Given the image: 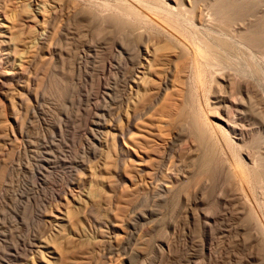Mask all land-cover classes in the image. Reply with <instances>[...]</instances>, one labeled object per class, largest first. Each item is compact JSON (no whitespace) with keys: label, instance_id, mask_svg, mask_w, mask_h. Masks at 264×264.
<instances>
[{"label":"bare ground","instance_id":"6f19581e","mask_svg":"<svg viewBox=\"0 0 264 264\" xmlns=\"http://www.w3.org/2000/svg\"><path fill=\"white\" fill-rule=\"evenodd\" d=\"M71 1L72 0H61V3H57L50 8V13L48 12V14L41 13V9H39L43 21L42 27L38 30L37 34L33 35L34 33L32 32L25 34L22 29L20 33L11 31L9 39H5L4 52L0 51V88L3 90H1L2 98L0 99V114L6 112V109L9 107L8 116L12 118L11 121L9 120V123H7L6 120L4 121V119H1L0 121L1 172L6 171L7 168L13 166V156L18 155L11 154L13 156L10 157L13 158H4V155L6 156L7 152L10 153L9 150H12L14 153H20L25 149L24 146L26 144L23 146L20 144V141L24 139L26 122L29 115H34L35 113H40L42 115L46 114L43 110V106L41 107L42 102L40 103L43 94L41 95L36 87L38 86V84H36V69L39 68L36 67V65L39 62L41 65V63H44L46 60H51L54 56H57L60 60H64L65 56L67 57V55H65V49L62 47L63 43L60 42V39L65 35L64 30H67L69 26L67 25V19L65 20L63 16H65L66 13L69 15L72 6ZM76 1L77 0H75V2ZM111 1L112 0H102V2H100L102 7L98 6L101 9L99 16L103 21L112 18L115 14L120 15L123 13L132 16L136 15V17L140 15L141 19V15L148 10L156 15L151 18L147 12V14L144 15H148L150 18L148 16V18L144 17V15L142 16L147 23L149 31L147 30V33L145 32L142 34L141 42L137 45L135 43L136 48H134V52H132V49L129 50L126 48L129 44H131L129 45L130 48L133 46V40L130 38L131 43L130 40H128L129 44L127 43V46L123 45L126 41H124L123 44L121 43L122 45L119 46L120 49L117 50V52L114 50L116 53L113 57H110L109 59L107 57L102 58V69L104 70L114 67V63L112 62H114L115 58L118 60V58H124V56L125 61L127 59V61L132 64L133 67L130 66L132 67V72L130 75L128 74L129 76L125 74L128 76L125 81L127 86L134 91L133 94V91L129 90L131 91L130 93L135 95L132 96L134 98L133 101L129 100L130 103L133 104V108H129V110H131L127 111L123 125L120 127L112 126L114 131L111 135V139L107 134H105L106 137H101L97 134V129H101L102 131V129L106 128L109 124L99 122V120L97 121L94 118V120H90L89 126L91 124L93 127L89 128L91 129L89 130L91 136L89 139L92 140V146L94 147L93 155L94 157L103 155L101 157V163L104 171L99 175L100 177L97 176L99 178L96 177L97 179L95 178L96 175H91L92 179L89 187L84 190L82 189L83 191L78 195L79 200L83 198V200H80V202L82 201L80 203L82 214L73 213L71 208H69L71 201L68 200V198H64V201L61 203L64 206V217L61 219L56 217L55 220H57V223L54 228V233H52L53 237L42 240L43 248H46L47 251L42 248L34 251L32 246H34L33 242L35 240H33L32 243L28 242L29 244L26 243L28 248L26 246L25 250L28 249L27 252H30L32 256L27 257L26 262L24 261L25 263L20 264H88L93 260L96 253L97 255L100 254L105 260L107 259L110 261H112V258L116 257V255H124V253H120L119 251L124 249V243L126 240L134 237V221L136 220V217L143 215L141 213H133L135 218H133L132 222L131 220L128 221L130 216L126 213L128 210H131L130 208L134 202L129 201L127 197L129 193H125V186L129 183L133 192H141L144 188L152 187L154 183L158 182L157 179L161 174L160 167L163 165L162 162L165 160L168 153L167 151L171 145V139L169 138L171 136H166L168 134L167 130L170 131L177 123V126L180 128V122H185L184 124L188 126L191 123V118L193 119L191 120L196 128V138L199 140L201 139V142L204 143L205 136L210 134L212 140H216L219 144L218 146L216 142L213 143L212 141V144H216L217 147L220 148V151L219 149L218 151L222 153V156L225 158L228 154L234 156L233 158H235L234 160L236 161L235 163L238 171V173H236V176L238 175V183L236 184H238L239 188H236H238V190L240 189L239 192H241V195L245 199L246 204L243 203L247 205V210L249 212L247 213L252 220L251 228L255 231L254 235L256 242H258L259 245H264V15L261 16L262 14L259 13V16L261 17H256L255 19L252 18L253 15L249 18H240L238 16L240 11L244 9H249L251 11L256 6H262L264 8V0H113L114 3ZM81 2L83 4H81ZM91 2L93 1L80 0L81 5H78L81 7L78 8V14H84L87 12L90 8L89 5ZM201 2L204 4H200ZM95 3L97 4L99 2L95 1ZM42 8L45 10L44 6H42ZM74 8H76V6ZM263 8L261 10H263ZM66 9L67 11H65ZM249 10H247V12ZM75 12L76 11H74L73 14ZM7 14L5 19L10 21L12 18L13 28H16L18 31V24L21 23L22 14L17 13L16 11L12 16H9V14L7 16ZM35 14H37V12H35ZM141 22L143 21L141 20ZM32 27L34 28L36 25H32L31 28ZM110 30L112 29L110 28L108 33ZM98 32L99 31L97 30V33ZM142 32L144 31L142 30ZM100 42H97L98 44L95 45L94 43L92 45L90 44L91 46H89V48L87 46L88 49L85 47L82 48V50H88L86 52H91L90 54L86 52L84 54L85 58L90 59V62L99 58L100 54L103 55L104 47H102V45L104 44L101 45ZM25 44H27V46L22 48ZM111 53L114 54L113 51ZM81 58L83 57L80 55V59ZM58 59H56V61ZM3 60L6 61L5 63L11 62L12 68H6ZM90 64L92 65V63ZM195 68H197L199 71L198 73H200L199 78L210 82L208 88L204 87L205 90L203 93L205 104L210 110V115L214 119H211L212 121L209 122L202 114L203 109L201 106L197 109L199 112V119H196L197 116L192 114L194 111H191L192 106L190 107L188 102L189 99H183L182 95L180 96L182 98L178 99V101L173 99L174 102H167L163 107L161 114L153 118L156 119L155 121L150 120L147 124H141L142 119L154 109L160 98L164 96L162 94H168L167 91L169 89V84L173 81L180 80L183 77L187 80L192 75L189 77L186 73H193V69L195 70ZM100 77L97 79V84L98 88L101 90L104 81L102 82ZM101 78H103V76ZM189 80L190 79L187 81ZM106 81L105 83H108ZM191 82L193 83V81H190V83ZM214 82H218L216 84L217 87L216 85H213L217 88L215 90L212 89V84ZM204 85L203 82L202 87ZM180 93L178 94L180 95ZM31 100L33 107L30 104L31 102L29 103ZM187 108H190V111H187ZM192 109L195 108L192 107ZM5 119H7V117ZM174 132L178 133L177 131ZM40 143L42 145L46 142L42 143L40 141ZM203 143L201 144L204 145ZM206 146V151L202 158L206 159L205 163H209V161H211L210 159L214 157L213 153L214 155L216 154L213 146V149H210L211 146L207 145V143ZM225 152L227 155H225ZM50 153L49 155H51ZM8 159H10V161ZM42 159V164L40 163L41 165H38L36 172L34 171V173H36L35 183L37 185L43 183L46 186L56 185L54 184L55 181L53 182L54 179H49L48 177L50 176L42 174L43 170L47 173L50 172L48 171V168L51 166V158L49 159V157L45 156V158ZM65 162L66 161L64 160L63 163ZM231 166L229 165V167H227L230 168ZM231 170L233 169L231 168ZM38 174L41 175V178L37 176ZM179 174L170 172L168 181L163 179L166 183H161L163 185L160 184L162 188L159 190H161L165 196L170 195L175 190L177 183L181 180L183 181L188 175ZM236 176L234 177L236 178ZM113 177L114 180L109 181V179ZM93 178L96 180L94 179L95 181H93ZM61 183V185L66 186H63L59 192H55L52 195L54 200L59 201L61 194L65 193L66 189L71 186L70 181L62 180ZM229 184L231 185L232 183ZM83 185L84 181L80 183L78 182L77 187L81 188ZM59 187L61 186L59 185ZM156 187L158 189V185ZM104 189L108 191V195H112L113 192L116 194V204L114 206L115 209L119 210V212L116 213L113 211L112 207L108 205L110 210L108 209V219L105 218L106 220L102 217L91 215V209L93 208H91V204L99 201V197H101L99 191ZM74 199L76 200V198ZM212 210L214 211V209ZM79 215L83 216H81L82 220L78 219ZM85 216L88 218L86 219L88 220V223L85 221L87 223L86 225L83 223ZM131 218L132 216L130 219ZM203 220L205 221V219ZM81 223H83V225ZM208 224L209 223L207 222V226ZM35 252L38 253L37 257H35ZM6 264L11 263L6 262ZM103 264H106V261Z\"/></svg>","mask_w":264,"mask_h":264},{"label":"rangeland","instance_id":"374dc122","mask_svg":"<svg viewBox=\"0 0 264 264\" xmlns=\"http://www.w3.org/2000/svg\"><path fill=\"white\" fill-rule=\"evenodd\" d=\"M77 1H71L72 6L69 15L66 13L65 16H63L65 20L67 19L68 22H66L68 23L67 25H69L67 30H64L65 35H63L60 39V42L63 43L62 47L66 51V60H60V58L58 59L57 56H54L51 60H46V63L44 62L40 65L39 62L38 64L40 66L38 64L36 65V67L39 68L36 69L35 67L37 70L36 84H38L36 87L41 95L43 94L41 99L42 101L40 100V103L42 102L41 107L43 106V110L46 114L42 115L40 113H35L34 115H29L30 119L28 118L26 122L24 139L20 141L21 145H27H25V149H23L26 151L22 150L20 153H14L12 150H9L10 153L7 152L8 154L6 153L4 158L11 159L14 157L12 159L14 162L13 166L7 168L6 171L3 172H1L2 168L0 167V264H6V262L11 264L25 263L26 258L32 256L30 252H27L28 249L25 250V248L27 244L32 243L33 240L36 241L33 242L34 246H32L34 251L39 250V248L47 251L46 248H43L42 240L53 237L52 233H54V228L57 223V220H55L56 217L60 219L64 217V206L61 204L62 201H64V198H68V200L71 201L69 208H71L73 213H81L82 209L80 203L82 201L80 202V200H83V198L79 200L78 195H80L81 191L89 187L93 175H96V178L104 171L101 163V157L103 155L97 157H94L93 155L94 147L92 146V140L89 139L91 138L89 134V130L91 129L89 128L93 126L91 124L89 126V122L94 118L97 121L99 120V122L109 124L106 128L102 129V131L101 129H97V134L101 137H106L105 134H107V136L111 139V135L114 131L112 126L120 127L123 125L124 117L127 111L131 110H129V108H133V104L130 103L129 100L133 101L134 98L132 96H135L133 95L134 91L127 86L125 81L132 72V64L127 61V59L126 62L124 56V58L120 57L118 60L115 58L114 62H112L114 63V67L109 68L110 70L108 68L104 70L102 69V58L107 57L109 59L110 57H113L117 50L120 49L119 46L122 45L124 41L126 42L123 45L127 46L129 44L128 40H130V38L133 40V46L130 48L129 45L131 44H129L126 48L129 50L132 49L133 51H131L134 52V48H136L135 46L141 42L142 34L147 30L149 31L147 23L142 16L147 14V12L151 18L156 15H154L152 11L150 12L148 10L144 13L142 10L144 14L142 13L143 15H141V19L140 15L137 16V18L136 15L132 16L130 14L123 13L120 15L115 14L113 16L114 18L112 17L103 21L99 16V12H101L99 7H102L100 4L102 0H92L94 3L95 1L99 2L97 3L99 5L91 2L92 4L90 3L89 5L90 8L88 6L89 9L84 14H78V8L81 7H79V5L83 3L81 2L80 4V0ZM111 2H113V0ZM57 3H61V0H0V51L4 52L5 39H9L11 31L20 33L22 29L25 34L32 32L34 33L33 35H36L38 30L41 29L43 21V17L42 14L39 13V9H41V13L48 14V12L50 13V8ZM200 4L204 3L201 2ZM42 6L45 7V10ZM75 6L76 8H74ZM261 7L256 6L251 11L249 9H244L245 11H240L238 16L240 18H249L253 15L252 18L254 19L256 17H261L264 15V8L262 7L263 10H261ZM247 10L249 11L247 12ZM15 11L22 14L21 23L18 24V31L16 28H13L12 18L10 21L5 19L7 13L9 16H12L15 14ZM65 11H67V9ZM74 11L76 12L73 14ZM35 12H37V14H35ZM259 13L262 15L259 16ZM148 15H144V17H147ZM141 20L143 22H141ZM32 25H36V27L31 28ZM110 28L112 30L108 33ZM97 30L99 31L98 33ZM142 30L144 32H142ZM97 42H100L101 45L104 44L102 45V47H104L103 55L100 54L99 58L101 59L96 58L95 61L92 60V62H90V59L85 58L84 55L88 50H82V48L85 47L88 49L93 43L94 45L98 44ZM26 46L27 44L23 45L22 48H25ZM112 51L114 54L111 53ZM86 53L90 54L91 52ZM80 55L83 58L80 59ZM56 59L58 60L56 61ZM121 61L125 62H123L124 65ZM3 62L6 68H12L11 62L5 63V60H3ZM90 63H92V65ZM195 70L193 69V73H186L189 77L192 75L188 78L190 79L189 81L183 77L180 80H176V83L174 81L171 82L169 84L171 92L169 89L167 91L169 95L167 93L162 94L164 96L160 98L154 109L142 119L141 124H147L150 120L155 121L156 119L153 118L161 114L163 107L167 102H174L173 99L178 101V99L182 97L183 99L186 98L190 100H188V102L190 107L192 106L195 108L192 109L191 107V111L195 112V114L194 112L192 114L197 116H194L196 119H199V112L197 109L201 106L204 117H206L209 122L212 121L211 119L214 118L210 115V110L205 104L203 93L205 88L209 87L210 82L199 78L200 73H198L199 71L197 68H195ZM125 74L129 75L127 76ZM98 76H103V78L100 77L101 81H104L101 90L98 88L97 84V79L99 78ZM202 80L206 86L208 85L207 87L205 85L202 87ZM105 81L108 83H105ZM190 81H193V83H190ZM217 83L218 82H214L212 84V89H217ZM213 85H216V87ZM1 90L2 88H0V99L2 98L3 91ZM129 90H132L133 94L130 93L131 91ZM178 93H180V95ZM29 103L32 106V100L29 101ZM193 104L198 107L196 106V108ZM6 110V112L0 114V121L1 119H4V121L6 120V122L9 123V120L11 121L12 119L8 116L9 107ZM186 110L190 111V108H187ZM6 117L7 119H5ZM191 119L190 124L186 122L189 124L188 126L184 124L185 122H180V128L177 126V123L175 127L173 126L171 128V132L167 130L168 134L166 136H171L169 137L171 139V145L167 151V156L163 161L164 163L162 162L163 165L160 167L161 174L157 179L158 182L156 180L159 184H153L155 189L152 185V187H147L148 189L144 188L141 192H133L129 183L125 186V193H129L127 196L129 201L134 202L130 208L131 210H128L126 213L128 216H132L131 219L129 217L128 221L131 220L132 222L133 218H135L134 214L141 213L143 215L136 217V220L134 221V237L126 240L124 243V249L119 251L120 253H124V255H116V257L112 258V261H110L107 259L105 260L102 256H100V254L97 255L96 253L93 258L94 261L91 260L92 263L90 262L88 264H103L105 261L106 264H264V245H259L258 242H256L254 235L255 231L251 228L252 220L249 217L248 208L247 205H245V199L241 195V192H239L240 189L238 190V184H236L238 183V175L236 176L238 171L235 163L236 161L234 160L235 158H233L234 156L232 154H228V156H226V160V158L222 156V153L219 152L220 148L217 147L219 144L216 140H212V136L210 134H207L204 141L207 145L211 146L210 149H215L214 152L216 155L213 153L214 157L210 159L211 161H209V163H205L206 159L202 157L207 146L205 142H201V139L199 140L196 138V128L192 122L193 119ZM174 131H177L179 134ZM40 141L42 143H46L41 145ZM212 141L213 143L216 142L217 145L215 144V146L212 144ZM198 142H201L204 145ZM197 144L202 146L200 147ZM48 152H51V155H49ZM11 154H18L19 156H13ZM225 155H227V153ZM45 156L49 157V159L51 158V166L49 165L50 167L48 168V171L51 173H47L44 170L41 172L43 175L46 174L47 176H50L48 177L49 179H54L53 182L55 181L54 184L56 185L46 186L43 183H39L38 185L35 183L36 173H34V171L36 172L38 165L42 164V158H45ZM10 159L8 160L10 161ZM63 159L66 161L65 163H63ZM220 159L223 162L226 160L224 162L225 164ZM226 164L228 167L229 165L231 166V164L232 166L228 168ZM231 168L233 170H231ZM170 172L180 173L179 175L188 174L189 176H187L189 178L186 176L188 179L185 178L183 181L181 180L176 185V187H178H175V190L170 195L165 196V194L159 189L162 188L161 185L163 184L161 183H166V180L168 181ZM232 172L237 179L233 176ZM37 176L41 178L40 174ZM95 178H93V181L97 179ZM62 180L70 181L71 186L66 189L65 193L61 194L59 201L54 200L52 195L55 192H59L63 186H66L61 185ZM110 180L113 181L114 177L110 178L109 181ZM82 181H84V185L81 188L77 187L78 182L80 183ZM229 183L232 184L230 185ZM59 185L61 187H59ZM157 185L158 189L156 187ZM99 194L101 196L99 197V201L91 204V208L93 207L91 209V215L102 217L106 220L108 219V211L110 210L108 205L112 207L114 212H119V210L115 209L114 206L116 204V194L113 192V196L108 195V191H106V189L99 191ZM74 198H76V200ZM212 209H214V211ZM79 216L78 219L82 220L83 216ZM86 217L87 216H85V220L83 222L85 225L88 223V220H86L88 218ZM203 219H205V221ZM206 221L209 223L208 226ZM83 223L81 224L83 225ZM37 255L38 253L35 252V257H37Z\"/></svg>","mask_w":264,"mask_h":264}]
</instances>
